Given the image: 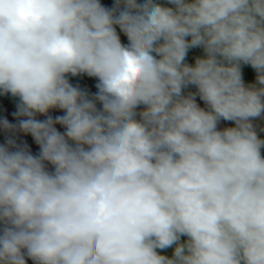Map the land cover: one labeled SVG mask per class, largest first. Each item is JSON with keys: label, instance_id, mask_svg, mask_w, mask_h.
Returning a JSON list of instances; mask_svg holds the SVG:
<instances>
[{"label": "clouds", "instance_id": "1", "mask_svg": "<svg viewBox=\"0 0 264 264\" xmlns=\"http://www.w3.org/2000/svg\"><path fill=\"white\" fill-rule=\"evenodd\" d=\"M9 93L0 264H264V0H0Z\"/></svg>", "mask_w": 264, "mask_h": 264}, {"label": "water", "instance_id": "2", "mask_svg": "<svg viewBox=\"0 0 264 264\" xmlns=\"http://www.w3.org/2000/svg\"><path fill=\"white\" fill-rule=\"evenodd\" d=\"M18 104V102L0 103V120L7 119L10 123L16 124L18 121L17 118L13 116V113L17 111ZM49 114L55 117L56 115H62V112H60L59 110H51ZM36 118L43 120L46 117L37 114ZM57 128L63 131V129L59 125H57ZM9 137L15 139L18 144L22 145L26 143L34 155L38 154L39 146L35 144L34 140L29 134H25L18 129L14 132H9L0 127V144H4ZM48 167L51 170V165H49ZM27 264H33V262L31 260H28Z\"/></svg>", "mask_w": 264, "mask_h": 264}, {"label": "trees", "instance_id": "3", "mask_svg": "<svg viewBox=\"0 0 264 264\" xmlns=\"http://www.w3.org/2000/svg\"><path fill=\"white\" fill-rule=\"evenodd\" d=\"M102 5L106 7H112L114 5V0H101ZM203 55L201 49H191L188 53L187 56V62L189 63H194L195 57ZM243 78L245 80V83H254L255 82V70L251 68L249 65H242L241 68ZM93 77L89 76H84L80 78H74V79H69L70 83L75 86L79 87L80 89L88 92L90 95L92 94V86H93ZM187 91H195V88L190 86L189 89L185 90ZM6 95L4 98V101L6 103H12V102H18L19 103V98L18 97H13L10 93L9 94H0V96ZM162 250V251H166ZM161 251V250H160ZM171 257V256H169Z\"/></svg>", "mask_w": 264, "mask_h": 264}, {"label": "crops", "instance_id": "4", "mask_svg": "<svg viewBox=\"0 0 264 264\" xmlns=\"http://www.w3.org/2000/svg\"><path fill=\"white\" fill-rule=\"evenodd\" d=\"M122 35V34H121ZM123 36V35H122ZM126 38V37H125ZM126 40V39H125ZM127 42V40H126ZM84 76H87L86 74H80V75H77V76H71L69 75L68 79H74V78H80V77H84ZM93 86L94 84L96 85V83L98 82L96 80V78L93 77ZM92 86V94H94L96 91L94 90V87ZM98 91V90H97ZM197 102L203 107V102L199 100V97H197ZM99 107V105H98ZM254 123V126L256 128V131H257V134L258 136L261 138V139H264V131H262L261 129H264V118H259L257 120H254L253 121ZM228 126H233L232 122H226V121H221L220 124L218 125V127H220L221 129L224 128V127H228ZM262 155H264V152L262 151ZM186 239L185 238H181V241L183 242L184 240Z\"/></svg>", "mask_w": 264, "mask_h": 264}, {"label": "rangeland", "instance_id": "5", "mask_svg": "<svg viewBox=\"0 0 264 264\" xmlns=\"http://www.w3.org/2000/svg\"><path fill=\"white\" fill-rule=\"evenodd\" d=\"M122 35H123V34H122ZM122 35H121L122 42L127 43L126 40H125L126 38L123 37ZM93 87H94V90L97 91V88H96V85H95V84H94ZM5 96H6V95L0 96V103L5 102V101H4ZM262 151L264 152V149H262ZM183 238H185V237H182V239H183ZM158 251H160V250H158ZM160 252H161V254H163V255L171 256V255H172V252H173V248H168L165 252L161 250Z\"/></svg>", "mask_w": 264, "mask_h": 264}]
</instances>
